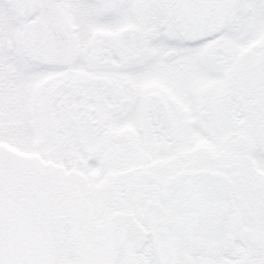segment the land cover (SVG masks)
<instances>
[{
    "label": "snow or ice",
    "instance_id": "6c2138e0",
    "mask_svg": "<svg viewBox=\"0 0 264 264\" xmlns=\"http://www.w3.org/2000/svg\"><path fill=\"white\" fill-rule=\"evenodd\" d=\"M0 264H264V0H0Z\"/></svg>",
    "mask_w": 264,
    "mask_h": 264
}]
</instances>
